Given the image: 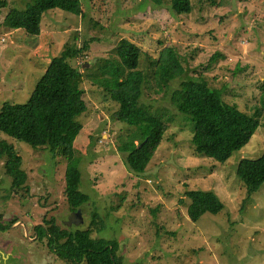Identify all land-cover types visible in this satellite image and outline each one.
Listing matches in <instances>:
<instances>
[{"label": "rangeland", "instance_id": "374dc122", "mask_svg": "<svg viewBox=\"0 0 264 264\" xmlns=\"http://www.w3.org/2000/svg\"><path fill=\"white\" fill-rule=\"evenodd\" d=\"M80 1L83 16L60 8L44 12L38 36L2 24L10 8L23 11L30 0H6L0 13V108L3 103L24 104L66 44H90L83 58L71 62L78 68L76 89L83 92L88 108L74 148L80 191L90 197L81 209L84 223L71 228L87 229L97 212L105 219V229L95 236L116 241L123 264H264V185L247 199L246 187L235 174L243 159L264 155V128L220 165L195 154L192 124L171 101L184 80L203 79L242 112L261 106L264 0H192L188 16L175 15L171 4L154 0ZM122 39L154 58L163 48H173L183 65V75L167 93L141 98L155 113L173 120L143 175L131 173L118 153L123 126L114 119L117 104L94 85ZM212 55L217 60L207 70ZM1 140L21 157L27 181L26 188L4 202L10 180L0 163V221L5 224L0 229V264H66L45 240L36 239L33 228L43 217H55L64 226L71 215L64 193L67 161L0 133ZM189 190L214 193L223 210L191 222L186 216ZM121 195L124 203L114 212ZM12 220L16 223L6 227Z\"/></svg>", "mask_w": 264, "mask_h": 264}, {"label": "trees", "instance_id": "16d2710c", "mask_svg": "<svg viewBox=\"0 0 264 264\" xmlns=\"http://www.w3.org/2000/svg\"><path fill=\"white\" fill-rule=\"evenodd\" d=\"M154 2L171 4L172 12L179 16H188L192 11V0ZM6 6V0H0V13ZM55 8L83 16L80 0H30L23 11L10 8L2 24L10 30H23L28 35L38 36L42 14ZM89 45L66 44L60 55L52 59L24 104L3 103L0 108L1 134L35 151L50 150L53 157L67 161L64 193L71 212L90 203V197L80 191L82 175L74 148L84 128L80 118L88 108L83 92L76 89L78 68L71 63L83 58L90 50ZM159 53V57L154 58L122 39L94 79V85L117 104L114 119L123 126L117 137L118 153L124 155L128 170L135 175L146 173L173 123L172 118L155 113L152 106L141 102V98L144 94L153 99L150 93H167L171 83L183 75V65L175 49L167 47ZM216 57L212 55L205 69L209 70ZM262 89L261 106L245 113L234 104L224 102L220 93L210 88L205 80H184L180 88L172 92L171 101L175 110L192 124L190 143L195 154L224 165L233 154L245 149L257 129L264 128V86ZM0 163L10 180L2 196L7 202L17 191L26 188L27 176L22 170L21 157L12 145L2 140ZM235 174L246 187L249 199L264 185V155L254 161L243 159ZM185 198L188 202L186 216L191 222L205 214L215 216L223 210L220 199L209 191L189 190ZM124 200L125 196L121 195L114 212ZM43 218V223L34 227L36 239L45 240L46 246L64 263L123 264L118 256V243L95 236L105 229V219L97 212L92 214L87 229L59 226L55 217ZM15 220L6 227L12 226ZM4 225L0 221V229Z\"/></svg>", "mask_w": 264, "mask_h": 264}, {"label": "water", "instance_id": "95a60500", "mask_svg": "<svg viewBox=\"0 0 264 264\" xmlns=\"http://www.w3.org/2000/svg\"><path fill=\"white\" fill-rule=\"evenodd\" d=\"M84 223V219L82 217V211L81 209L78 210L77 213L73 214L67 222H65V225L68 226L69 228L73 226H80ZM26 231V230H25ZM27 236V233H26Z\"/></svg>", "mask_w": 264, "mask_h": 264}, {"label": "flooded vegetation", "instance_id": "af4514ba", "mask_svg": "<svg viewBox=\"0 0 264 264\" xmlns=\"http://www.w3.org/2000/svg\"><path fill=\"white\" fill-rule=\"evenodd\" d=\"M77 212H78V210H77ZM77 212H71V215L69 216V218H70L73 214H75V213H77ZM69 218H68V219H69ZM17 221H18V220H17ZM67 221H68V220H67ZM67 221H65V222H67ZM65 222H64V225H65ZM15 223H16V222H15ZM15 223H14V224H15ZM14 224H13V225H14ZM33 230H34V228H33ZM35 234H36V233H35V231H34V236H35ZM35 237H36V236H35Z\"/></svg>", "mask_w": 264, "mask_h": 264}, {"label": "built area", "instance_id": "2783aa9c", "mask_svg": "<svg viewBox=\"0 0 264 264\" xmlns=\"http://www.w3.org/2000/svg\"><path fill=\"white\" fill-rule=\"evenodd\" d=\"M0 43H4V40L3 39H0Z\"/></svg>", "mask_w": 264, "mask_h": 264}]
</instances>
